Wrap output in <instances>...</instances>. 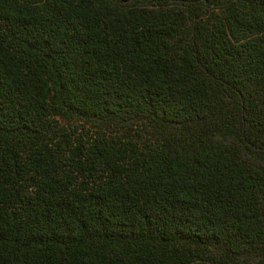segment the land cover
<instances>
[{"label":"trees","instance_id":"trees-1","mask_svg":"<svg viewBox=\"0 0 264 264\" xmlns=\"http://www.w3.org/2000/svg\"><path fill=\"white\" fill-rule=\"evenodd\" d=\"M0 264H264V0H0Z\"/></svg>","mask_w":264,"mask_h":264}]
</instances>
